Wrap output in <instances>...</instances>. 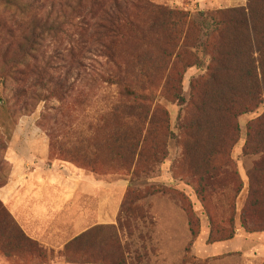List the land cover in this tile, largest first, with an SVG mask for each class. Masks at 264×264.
Listing matches in <instances>:
<instances>
[{"label":"rangeland","instance_id":"obj_1","mask_svg":"<svg viewBox=\"0 0 264 264\" xmlns=\"http://www.w3.org/2000/svg\"><path fill=\"white\" fill-rule=\"evenodd\" d=\"M29 1L0 4V186L36 167L73 166L102 181L105 201L115 194L104 208L114 222L86 231L96 229L82 242L88 254L123 264H264V87L260 70L256 81L239 71L258 68L264 49L253 0H119L129 5L115 35L112 0H94L77 28L48 17L52 0H39L41 9ZM199 11L210 14L207 33L191 24ZM128 88L156 96L133 105ZM158 105L167 123L146 119ZM56 223L62 237L34 240L0 201V264L67 262L51 246L75 234L67 218Z\"/></svg>","mask_w":264,"mask_h":264},{"label":"crops","instance_id":"obj_2","mask_svg":"<svg viewBox=\"0 0 264 264\" xmlns=\"http://www.w3.org/2000/svg\"><path fill=\"white\" fill-rule=\"evenodd\" d=\"M218 2L221 6L231 7L245 6L246 0ZM10 157L13 169L16 167L13 163H16L18 155ZM24 175V171L19 169L10 174L7 182L0 186V201L28 237L38 241L41 235L62 237L66 229L58 227L56 221L63 218L69 220L67 231H72L75 234L73 237L83 234L91 227L114 222L104 217V208L116 205L114 192L109 191L105 201L106 187L103 182L87 174L83 169L73 166L51 169L36 167ZM92 205L96 221L87 226ZM67 242L56 247L51 246L57 249L54 254L58 255ZM46 245L50 246L48 243ZM56 264L69 263L59 261Z\"/></svg>","mask_w":264,"mask_h":264},{"label":"trees","instance_id":"obj_3","mask_svg":"<svg viewBox=\"0 0 264 264\" xmlns=\"http://www.w3.org/2000/svg\"><path fill=\"white\" fill-rule=\"evenodd\" d=\"M25 2H26V0H0V4H6L9 6L11 5V6H17V7H19L21 5V3H23L26 6ZM112 2H113L112 7L113 6L116 7L115 8V14H113L114 20L112 22V24L114 26L113 34L115 35L120 28L121 17L123 15L122 10L124 8H126L129 5V3L123 4L119 0H112ZM253 2H254L253 8H256L259 11V14L255 13L254 15H252L253 19L250 18L251 21L256 22L257 21L256 17H261V20L264 19V16L262 15L264 12V0H253ZM29 3L32 4V6H37L36 8H38V9L42 8L40 6L39 0H30ZM92 3L93 4L88 9H86V8H84L86 6L84 0H52L51 4H50V11L48 12V17H52L55 14L63 16L66 19L65 23H67L68 26L77 28V25L78 26L82 25V22L85 20V18L88 14H92L94 12V10L96 8L94 6L100 4V2L98 3L97 1L95 2L94 0H92ZM260 6L262 8L258 9V7H260ZM97 7H99V6H97ZM83 10H85V11L83 12ZM156 10L160 14L168 13L169 15L173 16L175 19H178L179 15L182 16L183 18L188 17V15H183L180 11H169V10H167L161 6H157ZM77 15H78L79 20L77 19L78 22L74 23L73 19ZM208 16H210V14L199 11L196 15H194V18L191 21V24H193L195 26H199L201 29H203V31L205 33H207V31L210 27V23L206 19V17H208ZM84 24H86V23H83V25ZM62 25L63 24L58 25L56 23L50 24L48 21H46V24H45V26H47L49 28H57V29H60ZM258 28H259V26L257 24L251 25V32H253L256 35H259L258 34ZM102 34L104 35V37H107V38L112 36L108 33H102ZM96 43L100 44V40L98 39V37H96ZM103 47H105V46H103ZM259 50H260V64H259L258 68L255 66V63L254 64L251 63L248 66H246L244 64L240 68L239 71L242 73L243 77H249L250 79H255V81H256V79H258L257 71L260 70L261 82H262V86L264 87V49L259 47ZM107 56L110 58V55H107ZM239 67L240 66H238V68ZM222 68H223V66H222ZM45 73H47V68L42 69L40 74H45ZM176 89H178V91H177L178 98H182V95H181L179 88L176 87ZM127 92H128V95H130L134 98L133 99L134 100L133 105H138V106H140L139 103L146 102V101H148L151 98H154L156 96V95H153V93H143V92L136 91V90H130L129 88H128ZM154 110H155V112L151 116V118L147 117L146 119H148L151 123V121L154 119V117H159L161 122L167 123L168 118H167L166 109H164L163 107L158 105L155 107ZM222 113H224V114L229 113V108L225 109V111L222 109ZM190 138L194 139L192 136H190ZM190 150L191 149L186 148L185 155L186 156L188 155V157H192V154H190L191 153ZM212 168L213 169L216 168V165L212 166ZM194 226L195 225H194L193 221H191V227L193 228ZM98 228H100V227H98ZM194 229H195V227L193 228V230ZM95 231H96V229H95ZM95 231L91 230V231H88V232H86L80 236L75 237L73 239V241L66 244L64 246V249L62 251H60L58 254L63 256L67 262H72V259L79 258V259H81L82 264H112L110 259H113V260L120 261L117 264H123V260L125 259V257H123V258L114 257L115 258L114 259V258H109V257L103 256L100 254H88V252L85 251V249L87 247L83 246L82 242L84 239L92 238V234ZM112 243L117 248H123L121 243H120V240H117L116 243L115 242H112ZM88 245L90 247L96 249V245H93V244H88ZM35 251L37 252V254L40 257H42V255L45 252V250L40 248L39 245Z\"/></svg>","mask_w":264,"mask_h":264}]
</instances>
